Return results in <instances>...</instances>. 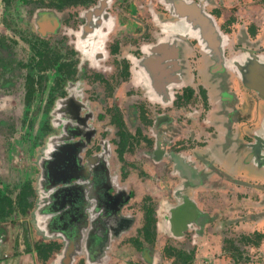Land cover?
Listing matches in <instances>:
<instances>
[{"label":"flooded vegetation","instance_id":"flooded-vegetation-1","mask_svg":"<svg viewBox=\"0 0 264 264\" xmlns=\"http://www.w3.org/2000/svg\"><path fill=\"white\" fill-rule=\"evenodd\" d=\"M179 4L211 20L208 52ZM263 72L264 0H0V199L16 206L31 191L22 219L12 210L0 225L73 209L82 264L92 242L98 262L120 236L136 250L148 219L164 226L158 264L263 254L264 100L245 81L264 94ZM220 187L243 203H214ZM41 220L35 239L66 237ZM172 240L191 248L165 245Z\"/></svg>","mask_w":264,"mask_h":264},{"label":"crops","instance_id":"crops-1","mask_svg":"<svg viewBox=\"0 0 264 264\" xmlns=\"http://www.w3.org/2000/svg\"><path fill=\"white\" fill-rule=\"evenodd\" d=\"M21 207L12 206V210H16L19 212L18 218L22 219V214L19 211ZM30 211L27 214L29 216V220L27 223H23L19 226L17 230L22 231V235L20 233L21 238L16 237L14 241L17 243L18 250L15 249L13 253L7 252L3 248V236H4V226L3 228H0V264H82V256L79 254V251H75V256L70 257L67 252L76 250L74 249L77 247L79 249L80 241L75 244L76 240L75 237H72L73 240H68L65 238L59 239L54 238L52 241L59 244V249L52 253L50 256H48L46 259L39 258L36 253L34 252V249L31 247L33 244L37 241H46V240H38L33 239L32 237H38V233L40 230V226L38 225V221L42 219V217L38 214L37 218L32 219V216L30 217ZM11 213V212H10ZM16 216V213H13ZM22 216V217H21ZM25 216V215H24ZM36 217V216H35ZM32 221V222H31ZM4 223H8L7 221L1 222V225ZM32 223V224H31ZM0 225V226H1ZM7 227V226H6ZM163 225L158 221L156 223V232L157 234H161ZM49 233H52V231H48ZM18 233V234H19ZM22 236H25V238ZM27 236V237H26ZM121 237V236H120ZM118 239V238H117ZM115 239L114 241H111L108 243L106 249L104 250V256L103 258L98 262L96 259L95 254L93 253L95 251L94 245L95 243L92 242L91 244V261H85L83 264H123L124 262L128 260H131L132 262H138L139 264H142L144 262H147L145 264H157L161 257L163 256L161 249H160V242L154 241L151 245L150 242L147 241H141L137 243L136 250L134 248L132 249L130 246L127 247L126 244H124L122 241ZM26 241V242H25ZM71 242L72 244H70ZM28 244L30 247V251H25V246ZM135 244V243H134ZM67 248L64 252L65 255H61V250L64 248ZM69 248V249H68ZM72 248V249H71ZM77 249V250H78ZM141 255V256H140ZM141 257V258H140ZM130 258V259H129ZM78 261V262H77ZM144 261V262H143Z\"/></svg>","mask_w":264,"mask_h":264},{"label":"rangeland","instance_id":"rangeland-1","mask_svg":"<svg viewBox=\"0 0 264 264\" xmlns=\"http://www.w3.org/2000/svg\"><path fill=\"white\" fill-rule=\"evenodd\" d=\"M191 12L192 11L190 8L187 9L186 6H183L182 4H179L177 6V14L183 18L190 19L192 21V18H191L192 15L190 14ZM156 41H158V39ZM167 43L169 44V41H167ZM197 45H198L199 49L202 47L201 44L200 45L197 44ZM169 47L173 51V56H174L173 58H175L176 52H177L176 46H174V44L166 45V49L167 48L170 49ZM142 64L144 66L148 67L151 71H153V67L150 66L147 61L142 62ZM173 64L175 65L174 59H173ZM157 66H158V68L160 67L159 65H157ZM0 180H1L0 181V188H3V186H5L6 178L3 175H0ZM225 184L227 186H232V185L237 186L238 185V184H234L232 180H225ZM215 185L223 186L221 183V180H219V182L215 181ZM219 189L220 190H217V191L214 190V193H213L214 203H220L221 204L223 201H225V203H226V202H228V199H230L232 202H235L236 204L243 203L244 200H242V199L244 196L241 193L229 194V191H230L229 190V191H226L225 194H222V191H221L222 187H220ZM250 199H252V198H250ZM220 204L219 205L215 204L214 207L220 208L221 207ZM229 209H231L232 211H235V209L231 206L229 207ZM235 214H237V213L235 212ZM262 215H264V214H262ZM146 218H150V216H147ZM244 218H247V217H244ZM28 219H29V217H28ZM238 219L241 223H247V221L245 222L243 220H240L241 218H238ZM2 226H4V230H5L4 236H3L4 242L2 244L3 248L5 251L13 253L15 251V249L18 250L17 243L14 241V239L16 237L21 238L20 233L22 235V231L17 230L20 226V222H18V220L15 219L11 222L4 223L3 225L0 226V228H3ZM247 227H251V225L247 226ZM143 229H144L143 233H146L145 241H147V242L154 241L156 228H155V226H153V220L152 219H151V223H150V219L147 220L146 227L143 226ZM261 229H264V227H262ZM32 238L35 239L34 237H32ZM120 239L121 238L119 237L117 240H120ZM203 241H204V239H203ZM133 243H135V246H136L138 243V240H134ZM170 244H173L172 248L182 247L184 250H189L191 248L190 243H184V242L176 243V240H172L171 242L166 243L165 245L168 247H171ZM203 246H204V244L200 243V245L198 246V251L195 253L200 254V256H205L206 252H204V254L202 252H200L202 250L201 247H203ZM259 248H261L263 254H258L257 250H256V252H254V250H252V251L242 250L243 251V255H242L243 258H238L236 260H233V259L229 258L227 255H225V257L220 256V257L215 258L217 260H215V262H213V263L214 264H264V240L260 242ZM165 250L167 251V247L165 248ZM166 264H168V263H166ZM171 264H175V263L172 262ZM192 264H204V263H202L197 258L196 260H194L192 262Z\"/></svg>","mask_w":264,"mask_h":264},{"label":"water","instance_id":"water-1","mask_svg":"<svg viewBox=\"0 0 264 264\" xmlns=\"http://www.w3.org/2000/svg\"><path fill=\"white\" fill-rule=\"evenodd\" d=\"M186 8L189 9L190 7H186ZM190 9L192 11L190 13L192 15L191 16L192 21L190 19H186V18H183V17L182 18L185 21H187L188 25H191V27L193 29V30H191V32L194 34V36L198 35L197 39H198L199 43L202 46L201 49L204 52H208L210 50V47L207 46L206 43L207 42L209 43L210 41L212 42L214 36H216V34L214 33V30H210L211 26H212V22L209 19V17L199 7H196V8L192 7ZM194 27L197 30H194ZM219 37H220V35H219ZM219 37H217V39ZM210 38H211V40H210ZM204 41H207V42H204ZM249 67H251V69L254 68L253 65H248L247 67L245 65H238L237 69H238V71H239V69L248 70V69H250ZM245 81L247 82V86L249 88L253 89V90H256L257 93L260 94V96L262 95V98L264 100V94H261L258 91V88L255 86L253 79H251L250 76H247ZM256 142H257V144H259V146L261 145V147H262L261 148V150H262L261 158H263V160H264V107H263V112H262V129L258 133V135L256 136ZM261 166H263V163L261 164ZM62 183L58 182L57 186H54L53 188H51L52 189V194L50 196V198L52 200L51 203H55L57 197H58V199L62 197V195L59 193V191L63 190V188H64ZM54 184H56V183H54ZM58 211H59L58 207L57 208H51V209H45V212L42 215H40V216L42 217V219L44 218L45 220H49V219L51 220L52 219V223L58 217L57 220H56L57 226H53V227H56V229H59L58 232L61 233V234H64L62 236L66 235V237H65L66 239L73 240L72 236L74 235V232L77 229V227H75V224H74V219L75 218H74L73 209H72V212H70V216L69 217L67 215L63 216L62 214H60L58 216ZM45 220H44V222H45ZM38 223H39L38 225L40 226L41 223H42V220H41V222H38ZM48 231H50V230H48ZM73 241H75L76 245L79 242L78 239L77 240H73ZM69 243L72 244L71 242H69ZM65 247L66 246H64V248L61 250V255L62 254L65 255L66 252H64V251L67 250V248H65ZM74 249H76V250H72V251L67 252L70 257L75 256V251H77L78 248L75 247Z\"/></svg>","mask_w":264,"mask_h":264},{"label":"trees","instance_id":"trees-1","mask_svg":"<svg viewBox=\"0 0 264 264\" xmlns=\"http://www.w3.org/2000/svg\"><path fill=\"white\" fill-rule=\"evenodd\" d=\"M58 5H60V3H58ZM29 196H31V191L30 188H28V186L24 187L22 191L16 196L15 199L16 206L21 207V209H19L21 213H24V208L27 205V200ZM11 202L12 201L8 197L0 199V217L5 216L7 213L12 211ZM29 247L30 246L26 244L25 246L26 252L30 251ZM32 248L34 249V252L39 258L46 259L48 256H50L52 253H54L59 249V244L54 241H49V242L37 241L33 244L31 249ZM175 254L178 255L179 257H183L182 260L188 257V254H185L180 251H177V253Z\"/></svg>","mask_w":264,"mask_h":264}]
</instances>
